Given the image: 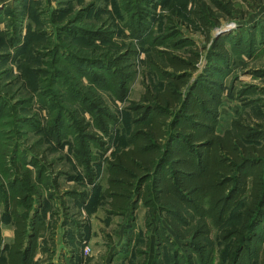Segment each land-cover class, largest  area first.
I'll use <instances>...</instances> for the list:
<instances>
[{
	"label": "rangeland",
	"instance_id": "obj_1",
	"mask_svg": "<svg viewBox=\"0 0 264 264\" xmlns=\"http://www.w3.org/2000/svg\"><path fill=\"white\" fill-rule=\"evenodd\" d=\"M233 1L232 15L221 16L208 39L191 13L196 0H0L1 264L27 177L34 187L18 207L29 216L37 209L43 223L34 264H157L146 209L134 213L131 239L130 212L110 209L106 164L127 146L131 102L144 84L162 86L151 67L157 49L186 54L196 47L202 68L211 41L228 36L232 63L222 75L218 131L239 116L264 124V0ZM128 50L136 75L124 94L113 80V57ZM166 262L176 264L172 252Z\"/></svg>",
	"mask_w": 264,
	"mask_h": 264
},
{
	"label": "trees",
	"instance_id": "obj_2",
	"mask_svg": "<svg viewBox=\"0 0 264 264\" xmlns=\"http://www.w3.org/2000/svg\"><path fill=\"white\" fill-rule=\"evenodd\" d=\"M234 9L233 0H196L191 13L210 39L212 27ZM179 41L171 46L177 48ZM227 41L228 36L211 41L202 68L196 47L186 54L168 47L156 50L151 67L162 86L144 84L140 99L131 102L127 146L106 164L104 193L110 209L130 212V239L134 213L141 205L146 209L157 264H167L166 252H172L176 264H264V124L239 116L218 131L222 75L232 63ZM134 56L128 50L113 57L118 90L136 75ZM93 97L103 108L102 96ZM26 181L28 187L21 186V196L13 202L14 237L2 264H34L38 252L43 229L39 212L29 216L18 207L34 187L30 177ZM240 205L236 222L229 225L230 214ZM215 236L224 255L217 256ZM3 243L0 230V251Z\"/></svg>",
	"mask_w": 264,
	"mask_h": 264
},
{
	"label": "crops",
	"instance_id": "obj_3",
	"mask_svg": "<svg viewBox=\"0 0 264 264\" xmlns=\"http://www.w3.org/2000/svg\"><path fill=\"white\" fill-rule=\"evenodd\" d=\"M11 231H12L13 234H12V236H11V235H10V236L12 237V240H13V237H14V227H13V229H12ZM2 236H4L3 232H2ZM11 237H10V238H11ZM11 242H12V241H11Z\"/></svg>",
	"mask_w": 264,
	"mask_h": 264
}]
</instances>
